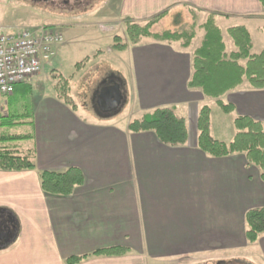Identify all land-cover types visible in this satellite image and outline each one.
Segmentation results:
<instances>
[{
    "label": "crops",
    "instance_id": "obj_1",
    "mask_svg": "<svg viewBox=\"0 0 264 264\" xmlns=\"http://www.w3.org/2000/svg\"><path fill=\"white\" fill-rule=\"evenodd\" d=\"M118 11L140 25L163 11L167 17L196 11L199 31L211 12L222 14L218 19L264 20L260 0H119ZM203 37L197 35L195 48L143 39L123 52L109 49L126 55L127 74L112 76L120 90L124 86V103L132 111L123 123L109 121L112 114L91 118L52 91L39 99L30 146L11 145L20 155L33 153L36 169L0 171V264H66L80 256H87L80 264H171L198 256L264 264V234L249 245L245 223L249 210L264 208L261 171L245 155L215 158L198 147L199 110L208 100L216 103L188 87ZM222 100L235 107L232 123L249 117L264 124V89L245 81ZM159 108H173L186 120L185 145H165L152 132H129L132 120ZM211 109L212 136L230 143L233 138L215 137ZM224 119L223 134L230 130ZM71 167L82 171L83 186L68 197L43 193L41 171ZM111 248L128 253L93 255Z\"/></svg>",
    "mask_w": 264,
    "mask_h": 264
},
{
    "label": "trees",
    "instance_id": "obj_2",
    "mask_svg": "<svg viewBox=\"0 0 264 264\" xmlns=\"http://www.w3.org/2000/svg\"><path fill=\"white\" fill-rule=\"evenodd\" d=\"M264 9V0H260ZM168 14L163 11L150 18L144 25L127 19L126 34L128 43L114 37V49L123 52L130 45H137L142 38H152L157 42L180 43L183 48H189L197 36L198 17L196 11L191 12L190 28L183 31L170 30L154 33L153 29ZM219 13H209L206 22L201 26L204 37L201 45L195 50L192 58V77L188 87L200 90L203 95L216 101V105L226 115L235 111L232 104L222 100L227 93L236 90L247 81L252 89H264V49L254 53L253 41L249 30L244 26H234L227 29V34L233 42L235 50L228 52L223 31L218 25ZM55 72V71H54ZM57 81L54 92L57 97L69 104L71 85L69 78L58 73L52 76ZM16 91V89H15ZM3 117H0V119ZM212 109L203 105L198 115V147L207 155L223 158L232 155H245L249 164L261 171L264 181V124L249 117H236L233 125L236 134L230 143H225L212 136ZM15 125L10 118L0 121V128ZM131 133L152 132L165 145L171 147L183 146L189 138L187 122L176 115L173 108H159L134 119L128 124ZM30 136L0 135V171L22 172L34 171L33 153L18 154L11 149L10 142L28 140ZM40 182L43 193L51 196L68 197L85 182L82 171L71 167L63 172L41 171ZM246 238L249 245L255 244L264 234V208L249 210L245 215ZM128 253L127 249L111 248L97 251L95 256L120 257ZM87 256L71 257L66 264H80Z\"/></svg>",
    "mask_w": 264,
    "mask_h": 264
},
{
    "label": "rangeland",
    "instance_id": "obj_3",
    "mask_svg": "<svg viewBox=\"0 0 264 264\" xmlns=\"http://www.w3.org/2000/svg\"><path fill=\"white\" fill-rule=\"evenodd\" d=\"M65 0H60L62 4ZM74 0H71L70 4ZM93 1V2H92ZM81 0L79 5L68 4L64 8L66 16L70 19L57 20L29 7L24 0H0V34L20 29H31L35 31L40 27L56 28L62 32L64 43L57 52L55 59L47 65L42 74L34 77L31 81L19 84L13 95L0 97V121L10 118L15 125L0 128V135L5 133L11 136L33 135V115L39 99L49 92H54L57 81L52 76L58 73L69 78L71 92L69 94V105L77 107L81 112L85 111L87 116L96 120L103 119V113L99 110L96 95L102 84L110 83L112 76L127 74L122 64L126 55L110 53L114 49V37L119 36L121 41L128 43L126 34V21L119 17V0ZM74 4V3H73ZM68 11V12H67ZM168 15V14H167ZM72 17V18H71ZM167 17V16H166ZM165 17V18H166ZM162 19L160 26L153 29L154 33H161L166 30L172 32L183 31L190 28L192 15L185 12H173L167 19ZM121 21H120V20ZM123 19V21H122ZM218 25L224 32V38L228 52L235 50L232 40L227 34V29L234 26L246 25L252 32L254 39V53H260L264 47V20L261 18L255 22L232 18H220ZM199 25V21H197ZM144 25V24H143ZM256 26V27H254ZM204 30L197 29V35ZM197 38V36H196ZM195 38V39H196ZM153 40L152 38H142ZM193 41L191 47L199 45L200 39ZM175 43V42H166ZM190 47V48H191ZM55 71V72H54ZM125 77V76H124ZM124 94H122V92ZM120 90V102L117 109L107 114L111 117L109 121L119 120L123 123L130 119L131 109L129 103H124L126 91ZM213 108L214 134L216 138L230 141L236 134V129L231 122L233 115L224 114L215 102L208 100ZM220 118H226L230 127L229 133L223 134L219 129ZM18 149H25L30 146L28 140L10 142ZM171 264H248L242 260L218 262L213 257H184Z\"/></svg>",
    "mask_w": 264,
    "mask_h": 264
},
{
    "label": "built area",
    "instance_id": "obj_4",
    "mask_svg": "<svg viewBox=\"0 0 264 264\" xmlns=\"http://www.w3.org/2000/svg\"><path fill=\"white\" fill-rule=\"evenodd\" d=\"M63 43L62 32L46 26L0 34V97L42 74Z\"/></svg>",
    "mask_w": 264,
    "mask_h": 264
},
{
    "label": "flooded vegetation",
    "instance_id": "obj_5",
    "mask_svg": "<svg viewBox=\"0 0 264 264\" xmlns=\"http://www.w3.org/2000/svg\"><path fill=\"white\" fill-rule=\"evenodd\" d=\"M92 0H90V3ZM71 0H65L62 4L60 3V0H24V3H26L29 7H31L32 9H35L49 17H52L54 19L57 20H65V19H70V16H66L67 14L64 11V8H66V6H68V4H70ZM81 2V0H74L73 3L70 4V7H72L71 5H79ZM68 12V11H67ZM72 18V17H71ZM119 87L120 89V85L119 83L114 80V78H110V83H103L100 91L103 88H110V87ZM99 91V92H100ZM98 92V94H99ZM98 97V96H97ZM3 234L0 232V240H2ZM5 238V237H4Z\"/></svg>",
    "mask_w": 264,
    "mask_h": 264
},
{
    "label": "water",
    "instance_id": "obj_6",
    "mask_svg": "<svg viewBox=\"0 0 264 264\" xmlns=\"http://www.w3.org/2000/svg\"><path fill=\"white\" fill-rule=\"evenodd\" d=\"M119 87L103 88L98 96V107L103 114H107L117 109L120 102Z\"/></svg>",
    "mask_w": 264,
    "mask_h": 264
}]
</instances>
